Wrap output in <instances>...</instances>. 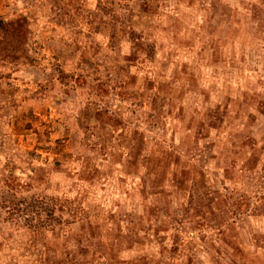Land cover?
<instances>
[{"label":"rangeland","instance_id":"obj_1","mask_svg":"<svg viewBox=\"0 0 264 264\" xmlns=\"http://www.w3.org/2000/svg\"><path fill=\"white\" fill-rule=\"evenodd\" d=\"M0 21V264H264V0Z\"/></svg>","mask_w":264,"mask_h":264},{"label":"trees","instance_id":"obj_2","mask_svg":"<svg viewBox=\"0 0 264 264\" xmlns=\"http://www.w3.org/2000/svg\"><path fill=\"white\" fill-rule=\"evenodd\" d=\"M10 25H11V23H8V24L6 25L4 22L0 21V29H2V30L4 29V31H7V30L5 29V26H10ZM42 205H44V204H42ZM59 208H60L61 211H66V212H67V210H65L62 206H60ZM45 209H46L45 206L42 207V209H41L42 213L45 212ZM39 214H40V213H39Z\"/></svg>","mask_w":264,"mask_h":264}]
</instances>
